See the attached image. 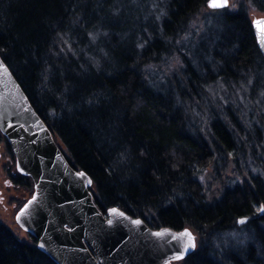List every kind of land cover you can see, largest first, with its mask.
Here are the masks:
<instances>
[{
	"label": "trees",
	"instance_id": "1",
	"mask_svg": "<svg viewBox=\"0 0 264 264\" xmlns=\"http://www.w3.org/2000/svg\"><path fill=\"white\" fill-rule=\"evenodd\" d=\"M206 1L0 0V57L68 163L91 178L103 213L117 206L151 228H190L195 251L177 264H264V147L242 136L237 99L264 100L248 14L264 13V0L208 10L193 39ZM175 54L179 78L153 77ZM245 77L247 93L209 94ZM230 154L246 177L208 201L198 174ZM238 218L247 243L225 245L219 235ZM36 243L0 220V264H56Z\"/></svg>",
	"mask_w": 264,
	"mask_h": 264
},
{
	"label": "water",
	"instance_id": "2",
	"mask_svg": "<svg viewBox=\"0 0 264 264\" xmlns=\"http://www.w3.org/2000/svg\"><path fill=\"white\" fill-rule=\"evenodd\" d=\"M206 5L209 7V0ZM228 5L227 0L225 7L209 8ZM257 20H264V15L251 19L264 58V42L253 23ZM0 132L13 149L18 172L33 181V193L14 213L15 225L34 237L38 249L56 264H172L195 251L196 235L188 227L151 228L141 217L117 206L103 213L92 198L91 178L68 163L1 57ZM26 204L28 208L18 220ZM241 220L245 218H238V225ZM185 230L194 244L187 250L188 237L181 235Z\"/></svg>",
	"mask_w": 264,
	"mask_h": 264
},
{
	"label": "rangeland",
	"instance_id": "3",
	"mask_svg": "<svg viewBox=\"0 0 264 264\" xmlns=\"http://www.w3.org/2000/svg\"><path fill=\"white\" fill-rule=\"evenodd\" d=\"M240 1L242 0H228V7L227 9H235ZM206 5V4H205ZM208 10H212L206 5L205 8H202L195 16V20L192 21V23L189 26V35L193 36V39L196 38L198 31L200 30V23L202 22V18L207 13ZM248 14H250V17L254 16H263L264 13H259L256 11L253 7L249 8ZM154 68H150L151 74L153 77H157L160 75L161 77H164L167 75L169 77V80L173 78V76L177 75L179 78L178 71V62H177V55L175 54V57L165 58L161 63L156 64ZM151 67V66H150ZM149 69V71H150ZM250 85V81L248 77L243 80V83L240 84H232L230 88L226 86H219L214 85L210 90L209 94L213 97V99H219L223 100L225 97H222V95H229L233 94L234 92L240 94L241 92L247 93V88ZM243 86V87H242ZM231 92V93H230ZM262 94H259V97L261 98ZM247 99L246 102H243V98H238L239 102L242 103V106L239 108V111L244 115V119H242V123H239V126L242 127V136L246 140L247 137L250 139V141L254 142L253 147H255V152L258 151V149H262L261 147H264V100L262 101H255L251 102L249 101L248 97L245 96ZM238 126V127H239ZM248 133V134H246ZM250 143V142H248ZM252 152V151H250ZM232 153V152H231ZM229 155L228 158L225 159V161H221L216 159L212 164L209 166H206L203 168L202 171L198 174V179L200 183L203 185V191L204 194H206V199L208 201H211L221 195L222 190L226 186H232L236 184L237 182L241 181L243 178L246 177V166L241 163L242 170H239L237 166V162L233 157ZM252 156V154L250 155ZM249 156V157H250ZM252 158V157H251ZM250 158V159H251ZM260 158L264 160V151L262 150L260 153ZM0 161V188L3 189V179L6 177L5 170H1L2 165L4 163V159L1 158ZM248 158L249 163L247 162V168H250L253 173H257L259 171L258 167L256 165H252V162ZM252 160V159H251ZM15 193V192H14ZM13 194V193H12ZM19 194H21L19 192ZM6 197L8 194H5ZM6 197L4 198L3 202H0V220L7 225H9L13 230L16 231L18 236H20L22 239L26 238L28 239L29 235H26L21 229L19 230L18 225H15L14 222V216L15 211L13 210L12 205L7 203ZM245 224V221L243 222ZM240 223L239 228L237 230H228L226 232H223L219 235V238L224 240V244L227 245L229 241L233 242L237 246L245 247V244L247 243L248 238L246 237V228L243 226L244 224ZM193 232V231H192ZM220 241V242H221ZM172 264H177L176 262Z\"/></svg>",
	"mask_w": 264,
	"mask_h": 264
},
{
	"label": "flooded vegetation",
	"instance_id": "4",
	"mask_svg": "<svg viewBox=\"0 0 264 264\" xmlns=\"http://www.w3.org/2000/svg\"><path fill=\"white\" fill-rule=\"evenodd\" d=\"M1 158L4 159L1 170H5L6 177L1 184L3 189L0 188V202H3L6 197L5 194H8L6 201L12 205L11 207L16 212L33 193V181L28 176L21 175L15 168L16 158H14L12 147H10L6 137L0 132V161L2 160Z\"/></svg>",
	"mask_w": 264,
	"mask_h": 264
},
{
	"label": "snow or ice",
	"instance_id": "5",
	"mask_svg": "<svg viewBox=\"0 0 264 264\" xmlns=\"http://www.w3.org/2000/svg\"><path fill=\"white\" fill-rule=\"evenodd\" d=\"M227 6V0H209V7H213V8H217V7H225ZM254 26L257 29L258 34L261 37L262 42H264V20H257L254 21ZM35 199V197L33 198ZM32 201H29L28 204H31ZM28 204L25 205V208L21 210V213L18 214L17 219H20V216L23 215L24 211L27 210L28 208ZM115 211V210H113ZM241 223H243L244 221L241 220ZM136 223H139V221H137ZM163 233H157V235H162ZM182 236H187L188 237V245H186V250L187 247H193L194 244L192 243V238H191V234L189 232H187V230H185L184 233L181 234Z\"/></svg>",
	"mask_w": 264,
	"mask_h": 264
},
{
	"label": "bare ground",
	"instance_id": "6",
	"mask_svg": "<svg viewBox=\"0 0 264 264\" xmlns=\"http://www.w3.org/2000/svg\"><path fill=\"white\" fill-rule=\"evenodd\" d=\"M13 150V149H12ZM13 154H14V152H13ZM15 168H16V163H15ZM29 177V176H28ZM30 178V177H29ZM31 179V178H30Z\"/></svg>",
	"mask_w": 264,
	"mask_h": 264
}]
</instances>
